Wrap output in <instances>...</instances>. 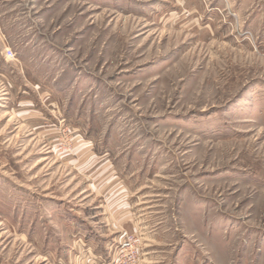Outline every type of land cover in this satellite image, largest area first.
I'll return each instance as SVG.
<instances>
[{"label":"rangeland","instance_id":"1","mask_svg":"<svg viewBox=\"0 0 264 264\" xmlns=\"http://www.w3.org/2000/svg\"><path fill=\"white\" fill-rule=\"evenodd\" d=\"M0 264H264V0H0Z\"/></svg>","mask_w":264,"mask_h":264}]
</instances>
